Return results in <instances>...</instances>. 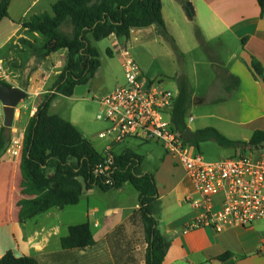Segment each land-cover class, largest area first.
<instances>
[{
    "label": "crops",
    "instance_id": "obj_1",
    "mask_svg": "<svg viewBox=\"0 0 264 264\" xmlns=\"http://www.w3.org/2000/svg\"><path fill=\"white\" fill-rule=\"evenodd\" d=\"M57 1H10L8 16L0 22V61L1 57L6 55L8 47L17 44L20 39L32 42L28 38L30 31L25 30L22 23L32 15L42 14L44 10H40L42 8L39 9V6L45 5L44 7L48 9ZM186 1L191 2L194 7L193 17L201 16L200 27L202 32L208 34L205 37L207 40L218 41L223 48H230V43L236 47L222 64V69L226 70L228 80L234 83V78H237L238 85L231 90L225 89L226 96L223 98L217 96L210 98V102L216 108L215 115L220 116V119L216 117L217 122L213 127L231 140L248 141L255 131H264V82L260 78H255L250 68L251 57H254L264 70V6L261 8L257 0H170L169 6L178 18L182 17V14L187 16L184 8ZM161 3L162 17L169 35L172 25L169 10L165 8L163 0ZM36 10L39 12L36 13ZM202 25L207 28L206 31ZM157 30L155 26L132 30L127 42L133 36L134 40L153 34L159 36ZM63 33L71 35L73 27L72 31ZM109 38L113 41L114 51L118 52L116 47L122 45L121 40L117 39L115 35ZM242 39H246L244 43ZM173 42L177 46L175 39ZM17 47L20 48L19 43ZM24 51L30 53V51ZM110 53L112 52L110 51ZM66 55V51H59L52 54L51 57L61 56L64 63ZM32 63L33 59L29 60L28 66ZM1 65L4 70V65ZM4 72L6 73V71ZM141 73L143 74L142 71ZM34 77L33 73L28 78L29 87H31ZM157 80L164 83L163 79ZM46 92L48 91H43V94ZM38 104L35 105L30 101L24 107L21 103V107L15 111V113L19 111L24 114L21 122L23 130L34 115ZM186 122L188 125L187 116ZM230 150L233 152L234 149ZM112 153H114L113 149ZM19 163V156L13 157L6 152L0 158V258L6 252L11 251L17 258L32 257L38 264H144L147 246L143 227L139 221L134 225L128 222V218L139 206L138 192L136 191L131 205L117 200L121 192L127 191L126 185L129 184H124L118 190L107 192L98 187L85 191L86 202L81 212L83 220L74 223L68 216L69 222L65 226L67 233L63 236V222L60 217L65 216L66 207L71 206L62 209L51 208L22 224L18 222L16 203L22 198L19 193ZM181 170L183 177L186 178L184 170L182 168ZM156 173L153 177L162 207L164 205L162 199L163 201L165 199V203L168 204L170 197L173 195L174 198L176 197V185L182 178L176 180L171 175H160L159 171ZM95 188H98L102 193L114 191L112 192L114 195L104 199L105 202L102 206H96L99 212H102L101 216H97L89 209L93 198L92 191ZM83 193L79 203L74 206H80ZM191 193V191L187 192L188 195ZM68 214H73V211ZM42 215L44 216L43 221L40 220ZM192 219L184 217L179 220L180 223L172 222L159 227L170 242L163 264H264V255L260 253L264 242V233H260L253 226L251 228L232 227L221 233H216L208 227H202L193 232L185 231L186 225ZM84 223L89 225L95 245L85 250L62 249L60 240L68 235L69 227ZM225 252H231L235 257L224 263L213 260Z\"/></svg>",
    "mask_w": 264,
    "mask_h": 264
},
{
    "label": "trees",
    "instance_id": "obj_2",
    "mask_svg": "<svg viewBox=\"0 0 264 264\" xmlns=\"http://www.w3.org/2000/svg\"><path fill=\"white\" fill-rule=\"evenodd\" d=\"M10 1L0 0V22L8 16ZM257 1L263 8L264 0ZM184 8L186 11L187 7ZM161 10V0H58L52 4L51 14L32 15L22 23L25 30L41 36L43 44L36 47L20 39V48L11 47L16 53L34 52L36 67L59 51H66L67 55L59 75L52 81L51 90L44 94L23 130L19 156V193L22 198L16 203L20 224L51 208L77 205L83 191L98 187L107 192L129 184L138 192L139 206L128 222L134 225L139 221L143 227L147 246L144 264H163L170 242L159 229L161 204L157 186L151 173L141 171L142 158L129 149L120 154L111 152L113 163L110 169L105 175L98 174L96 170L104 160L103 154L84 139L73 124L48 113L56 96L71 97L75 87L87 84L100 68L98 52L89 37L98 42L115 35L117 39L127 41L132 30L157 26L162 36L168 38ZM66 20H70L73 27L71 35L60 30ZM107 53L111 54L110 50ZM250 68L253 76L264 82V70L254 57H251ZM176 82L178 94L171 121L190 147L198 150L199 145L207 141L234 150L264 146V131L261 130L255 131L248 141L231 140L213 127L191 131L186 122L190 92L184 73L177 76ZM0 83L9 85L1 79ZM28 85L27 82L23 87L25 91ZM237 85L238 79L234 78V86ZM8 146L9 141L1 126L0 158ZM60 243L64 250H85L95 245L87 223L70 226L68 235L62 237ZM234 257L231 252H225L213 260L224 263ZM0 264L38 263L32 257L17 258L8 251L0 258Z\"/></svg>",
    "mask_w": 264,
    "mask_h": 264
},
{
    "label": "rangeland",
    "instance_id": "obj_3",
    "mask_svg": "<svg viewBox=\"0 0 264 264\" xmlns=\"http://www.w3.org/2000/svg\"><path fill=\"white\" fill-rule=\"evenodd\" d=\"M163 1L165 8L169 10V18L172 24L168 38L163 37L159 28L155 26L158 29L157 31L160 37L153 34L134 40L133 36L130 41H120V43L126 48L130 57L137 64L140 71L143 72L144 76L150 80L163 79L164 83L162 86L166 89L171 91L178 90L177 77L175 76L180 73H185L190 92V104L187 106L186 116L187 121L189 117L193 119L192 122H188V127L191 131L213 127L217 122L216 117L220 119V116L215 115L216 108L210 102V98L213 96L223 98L226 96V90H231L235 87L233 81L227 79V72L225 69H222V64L225 63L229 54L236 47L230 43V48H223L219 45L218 41L207 40L205 37L208 34L206 35L202 32V28L200 27V15L189 18L182 14L183 16L178 18L169 6L170 0ZM187 3L191 4L194 11L192 3L186 1L185 6ZM44 6H39L38 8H42L40 10H44L42 11L43 13L51 14V8L47 9ZM37 10L36 13L39 12ZM202 26L206 31L207 28L204 25ZM61 30L66 33L72 31L69 20L63 24ZM29 33L30 36L28 38L32 41L30 42L31 45L36 47L42 46V37L33 32ZM173 39H175L177 46L172 43ZM89 40L98 52L100 68L87 84L75 87L71 97L56 96L49 106L48 113L57 115L73 124L81 133V136L90 141L93 147L102 153L104 142L99 140L97 135L108 128L109 124L104 120H98L96 118L100 110L98 101L112 92L117 86L121 85L125 78L121 67L122 56L117 51H114V47L112 46L113 41L109 38L95 42L90 37ZM117 43L119 44V42ZM12 46L17 47L18 43L10 45L6 55L1 57L0 61V64L4 65V71H6L8 76V80L5 82L11 86L23 89L27 82L29 84L28 78L34 73L35 77L32 85L31 87L27 86L26 90L30 95L22 102V106L25 107L30 101L36 105V103H40L43 100L45 94H43V91H48L49 93L51 90L52 81L55 76L54 72L62 67V57L50 56L46 61L36 67L34 52L18 54L11 48ZM107 50H110L112 53L108 54ZM31 59H33V63L28 66V62ZM54 66H56L55 69L53 68ZM52 71L53 74H51ZM23 118L24 114L22 112L17 111L15 113L11 136L16 137L19 133H22L23 125L21 122ZM1 126H3V107L0 102ZM124 149L133 150L142 158L140 165L142 172H148L154 176L157 174L156 171H159L160 175H171L176 180L182 178L180 183L176 185L177 195L175 196L177 198H174V195L170 198L168 197V204L165 203V199L164 201L162 199L164 205L161 207L162 211L159 216L160 228L172 222L180 223L181 221L179 220L184 217L194 219L197 216L195 209L184 200V196L188 195L187 192H192L191 184L187 178L183 177L181 168L166 155L160 144L128 139L115 145L113 151L119 154ZM195 152L200 154L208 162L223 160L233 154L232 150L221 148L214 141L201 143L199 149H195ZM126 187L127 191L121 192L117 200L131 205L133 204L132 202L136 191L129 185H126ZM112 192L102 193L98 188H95L92 191L93 198L91 199L89 209L95 212L97 216H101L102 212H99L96 206H102L106 197L114 195ZM83 195L80 206L66 207L65 216L60 217V220L63 222V236L67 233L65 226L69 222L67 220L68 216L74 223L82 222L81 220H83L81 212L86 202L85 191ZM70 211H73V214L69 215L68 213ZM43 219L44 216L40 220L43 221ZM253 227L260 233H264V221L256 222ZM193 231L196 230H191V232Z\"/></svg>",
    "mask_w": 264,
    "mask_h": 264
},
{
    "label": "built area",
    "instance_id": "obj_4",
    "mask_svg": "<svg viewBox=\"0 0 264 264\" xmlns=\"http://www.w3.org/2000/svg\"><path fill=\"white\" fill-rule=\"evenodd\" d=\"M116 49L122 56L125 80L98 101L96 118L106 121L109 127L97 135L104 142V160L96 173L105 175L113 163L112 149L125 140L158 143L184 170L192 187L184 200L197 216L185 231L208 227L221 233L232 227L251 228L264 221V148H238L226 159L205 161L173 127L171 116L178 91L164 88L161 80L147 79L124 46ZM60 69L54 72V78ZM0 79L8 80L1 64ZM192 121L189 117L188 122ZM22 140L23 130L10 137L6 153L20 156ZM260 253L264 255V242Z\"/></svg>",
    "mask_w": 264,
    "mask_h": 264
},
{
    "label": "water",
    "instance_id": "obj_5",
    "mask_svg": "<svg viewBox=\"0 0 264 264\" xmlns=\"http://www.w3.org/2000/svg\"><path fill=\"white\" fill-rule=\"evenodd\" d=\"M186 15H193L194 11L190 3L186 5ZM29 97V93L21 88L0 83V102L3 107V128L7 140L11 137V129L15 111L21 107L22 101Z\"/></svg>",
    "mask_w": 264,
    "mask_h": 264
}]
</instances>
